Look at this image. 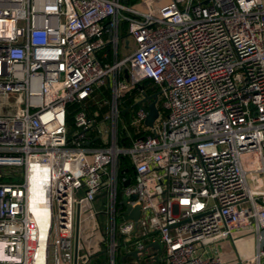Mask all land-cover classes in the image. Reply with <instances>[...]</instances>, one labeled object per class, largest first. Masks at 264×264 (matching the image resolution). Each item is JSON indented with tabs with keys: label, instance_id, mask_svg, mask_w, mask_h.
<instances>
[{
	"label": "built area",
	"instance_id": "built-area-1",
	"mask_svg": "<svg viewBox=\"0 0 264 264\" xmlns=\"http://www.w3.org/2000/svg\"><path fill=\"white\" fill-rule=\"evenodd\" d=\"M123 21L133 48L118 59ZM105 45L112 62L96 56ZM147 79L163 112L152 127L136 105ZM132 89L133 131H120ZM87 100L107 107L96 123ZM156 242L163 264H264V0H0V264H118Z\"/></svg>",
	"mask_w": 264,
	"mask_h": 264
},
{
	"label": "trees",
	"instance_id": "trees-1",
	"mask_svg": "<svg viewBox=\"0 0 264 264\" xmlns=\"http://www.w3.org/2000/svg\"><path fill=\"white\" fill-rule=\"evenodd\" d=\"M121 1H124L127 5H132V4L137 3V0H121ZM119 32L121 35L127 33V23L125 21H123L120 24ZM140 86H141V89H142V92L144 93V95L146 97L150 98V100H148L142 104L143 108L145 110H147V104L149 103V101L152 100L153 95L156 94L157 92H159V87H157V85H155L153 83V81L149 80V79L141 82ZM95 96H96L97 100H102V98L105 96V94L101 95V94H99V92L97 90L95 92ZM139 96H140L139 90L132 89L119 100V108L121 109V115H120V120H119L120 131L122 130L123 126L125 127L126 131H133V129L129 125V122L131 120V116L133 113V109H134L133 105L135 103V99L138 98ZM78 108H79V106L76 103H72V104L67 105L66 125H67V139L68 140H71L72 134L75 130V126L73 124V116H74V114ZM83 109L91 117V119L94 121V123L98 122L101 119V116L107 112V107L103 106L102 108H99V106L94 104L93 101H91V100H87L84 102ZM158 110L161 114H163L162 109L160 107V103H158ZM96 113H98L97 116L94 115ZM92 131H94V130H92ZM88 140L91 142V145L93 143L94 144L96 143L95 134L93 132H91L90 135L88 136ZM123 162H124L123 164H125L127 162V159H124ZM128 174H129V171H128ZM97 208L101 209L100 202L97 204ZM120 209H122V208H120ZM98 217H99L100 221L103 223L105 216L103 214H99ZM124 255H125V253H123L122 250H120V253H119L120 258H123L122 260H124V261L128 260V258H125ZM99 257L102 259L103 255H101ZM96 260L97 259H95L93 261L96 262ZM118 264H121V263L119 262Z\"/></svg>",
	"mask_w": 264,
	"mask_h": 264
},
{
	"label": "water",
	"instance_id": "water-1",
	"mask_svg": "<svg viewBox=\"0 0 264 264\" xmlns=\"http://www.w3.org/2000/svg\"><path fill=\"white\" fill-rule=\"evenodd\" d=\"M124 73H125V78H127L126 71H124ZM157 97L158 95L154 94L152 97V100L149 101V103L147 104V116L144 120V124L147 127H152L154 121L157 119L159 115V111L157 108ZM148 100H150V98L145 97L139 102H137L136 105H140L142 102H146ZM128 184H130V179H128L124 183V185H128ZM134 198L135 196H131V199H134ZM139 213H140L139 207H134L131 209L128 208L127 218L132 219L133 221H136L139 216ZM149 247L154 249L153 255L147 253ZM160 252H161V248L159 244L157 242L151 243L150 245H145L142 250H133L129 252L128 254L125 255V257H127L128 260L124 261L120 259V263L121 264H163L161 260L159 259Z\"/></svg>",
	"mask_w": 264,
	"mask_h": 264
},
{
	"label": "crops",
	"instance_id": "crops-1",
	"mask_svg": "<svg viewBox=\"0 0 264 264\" xmlns=\"http://www.w3.org/2000/svg\"><path fill=\"white\" fill-rule=\"evenodd\" d=\"M166 1L167 0H139L137 1V3L132 4V6L136 7L140 11L156 12L157 9L160 7V5H162ZM106 24H107V21L104 23V25L107 26ZM118 37H119V40H118L117 57L118 59H121L129 54V52L133 48V43L128 39L127 33L121 35L120 32H118ZM104 39L107 43L109 42V32H107L106 28L104 31ZM110 52H111V48L109 47V45H105L102 49L96 52V56L102 62H112L113 57ZM147 245H150V243ZM238 249L241 251L239 247ZM147 253L153 254L154 249L149 247ZM251 253L252 251L249 250L248 255H250Z\"/></svg>",
	"mask_w": 264,
	"mask_h": 264
},
{
	"label": "bare ground",
	"instance_id": "bare-ground-1",
	"mask_svg": "<svg viewBox=\"0 0 264 264\" xmlns=\"http://www.w3.org/2000/svg\"><path fill=\"white\" fill-rule=\"evenodd\" d=\"M45 176L33 177L31 180V197H30V209L34 214L41 231H45L47 225V215L44 210V204L46 197L42 190L46 189Z\"/></svg>",
	"mask_w": 264,
	"mask_h": 264
},
{
	"label": "rangeland",
	"instance_id": "rangeland-1",
	"mask_svg": "<svg viewBox=\"0 0 264 264\" xmlns=\"http://www.w3.org/2000/svg\"><path fill=\"white\" fill-rule=\"evenodd\" d=\"M139 1V0H137ZM253 235H245L239 237L237 239V246L241 249L242 253L240 254V258L244 261L248 257L249 250L254 249V241ZM227 251L232 252L233 248L230 245Z\"/></svg>",
	"mask_w": 264,
	"mask_h": 264
}]
</instances>
